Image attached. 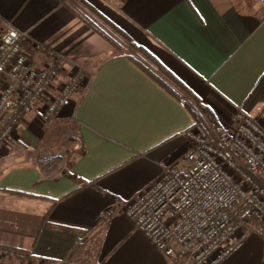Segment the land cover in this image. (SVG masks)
<instances>
[{
  "label": "crops",
  "instance_id": "1",
  "mask_svg": "<svg viewBox=\"0 0 264 264\" xmlns=\"http://www.w3.org/2000/svg\"><path fill=\"white\" fill-rule=\"evenodd\" d=\"M72 4L151 53L229 128L238 109L264 120V0H0V32L7 23L27 31L31 66L50 51L86 70L52 123L38 102L0 149V247L13 250L0 264H175L118 208L164 170L187 167L186 97L114 49ZM244 230L221 264H264L262 234Z\"/></svg>",
  "mask_w": 264,
  "mask_h": 264
},
{
  "label": "built area",
  "instance_id": "2",
  "mask_svg": "<svg viewBox=\"0 0 264 264\" xmlns=\"http://www.w3.org/2000/svg\"><path fill=\"white\" fill-rule=\"evenodd\" d=\"M27 38L12 23L0 32V149L22 112L42 101L41 119L52 123L86 80L84 67L50 51L46 63L31 66L22 47ZM64 66L66 79L50 95ZM184 137L187 167L164 170L118 211L175 264H221L246 239L250 216L264 224V122L238 109L232 127L193 121Z\"/></svg>",
  "mask_w": 264,
  "mask_h": 264
},
{
  "label": "trees",
  "instance_id": "3",
  "mask_svg": "<svg viewBox=\"0 0 264 264\" xmlns=\"http://www.w3.org/2000/svg\"><path fill=\"white\" fill-rule=\"evenodd\" d=\"M84 6L86 5L84 4ZM70 7L88 26L104 37L114 47V49L132 59L157 82L167 86L165 82L167 80L169 83L178 88L179 91H181V93H183L186 97L184 103L194 121L205 120L212 127L218 125L212 112L193 98L191 93L179 82H177L151 53L136 44L131 38L111 23L107 22L108 24L106 26L108 27H103L100 23L90 17L86 11L80 9L78 5L72 4ZM248 223L249 225L255 227L259 233L264 234V224L257 217L253 215L250 216Z\"/></svg>",
  "mask_w": 264,
  "mask_h": 264
},
{
  "label": "rangeland",
  "instance_id": "4",
  "mask_svg": "<svg viewBox=\"0 0 264 264\" xmlns=\"http://www.w3.org/2000/svg\"><path fill=\"white\" fill-rule=\"evenodd\" d=\"M261 121H263V122H264V120H261Z\"/></svg>",
  "mask_w": 264,
  "mask_h": 264
}]
</instances>
